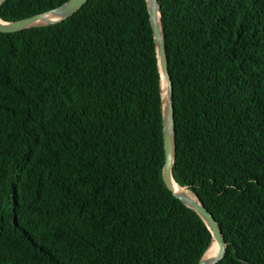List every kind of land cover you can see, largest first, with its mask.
<instances>
[{"label":"trees","instance_id":"16d2710c","mask_svg":"<svg viewBox=\"0 0 264 264\" xmlns=\"http://www.w3.org/2000/svg\"><path fill=\"white\" fill-rule=\"evenodd\" d=\"M65 1L4 0L0 18ZM159 3L173 177L221 227L216 264H264V0ZM164 161L147 0L0 31V264H198L212 233Z\"/></svg>","mask_w":264,"mask_h":264},{"label":"water","instance_id":"95a60500","mask_svg":"<svg viewBox=\"0 0 264 264\" xmlns=\"http://www.w3.org/2000/svg\"><path fill=\"white\" fill-rule=\"evenodd\" d=\"M3 1L4 0H0V4ZM87 1L88 0H67L64 3L60 4L59 6L51 8L45 12L38 13L15 21H5L0 18V31L14 32L32 25L59 22L73 15ZM147 2H148L151 25L156 43L157 55L159 59L161 83L163 79L167 81L169 87V94H170L169 102L167 104L164 103V99L162 96L163 136H164V152H165V161L162 171L163 179L166 185L168 186V188L173 192V194L176 197L180 198L185 204L196 210L202 216V218L207 223L209 229L211 230L212 242L208 247V249L205 251L204 255L202 256L198 264H216L219 260L223 258L226 252V241L218 221L216 220L213 213L198 198V196L195 195L196 200H194L188 195L178 193L174 187V184L177 182L172 174V165L176 155V131H175L174 106L172 99V93H173L172 77L169 72V60L166 49V41L164 38L162 24H161V4L159 3V0H147ZM40 20H44L45 22L38 23V21ZM213 244L216 247H218V252L215 257L211 259H206L205 255L207 251L213 246Z\"/></svg>","mask_w":264,"mask_h":264},{"label":"bare ground","instance_id":"6f19581e","mask_svg":"<svg viewBox=\"0 0 264 264\" xmlns=\"http://www.w3.org/2000/svg\"><path fill=\"white\" fill-rule=\"evenodd\" d=\"M43 22L45 21L44 20L38 21V23H43ZM161 85H162V96L164 99V103L167 104L169 102V97H170L168 83L165 79H163ZM174 187L178 193L188 195L192 199L196 200V197L193 195H190L187 191H185L184 187L179 186L177 183L174 184ZM217 252H218V247H216L213 244V246L207 251L205 258L211 259L216 256Z\"/></svg>","mask_w":264,"mask_h":264},{"label":"rangeland","instance_id":"374dc122","mask_svg":"<svg viewBox=\"0 0 264 264\" xmlns=\"http://www.w3.org/2000/svg\"><path fill=\"white\" fill-rule=\"evenodd\" d=\"M187 190V189H186ZM191 195V194H190Z\"/></svg>","mask_w":264,"mask_h":264}]
</instances>
